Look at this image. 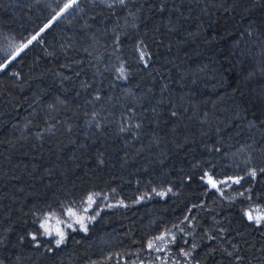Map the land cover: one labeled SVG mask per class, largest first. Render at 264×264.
<instances>
[{
	"label": "trees",
	"instance_id": "1",
	"mask_svg": "<svg viewBox=\"0 0 264 264\" xmlns=\"http://www.w3.org/2000/svg\"><path fill=\"white\" fill-rule=\"evenodd\" d=\"M165 186L44 230L90 191ZM253 206L264 0H0V264H264Z\"/></svg>",
	"mask_w": 264,
	"mask_h": 264
},
{
	"label": "rangeland",
	"instance_id": "2",
	"mask_svg": "<svg viewBox=\"0 0 264 264\" xmlns=\"http://www.w3.org/2000/svg\"><path fill=\"white\" fill-rule=\"evenodd\" d=\"M206 180H208L210 185L216 187L219 192H221L230 200L235 198L236 194H228L223 190L229 185V179H219L213 181L209 178H206ZM171 192L172 188L165 186L164 188H158L145 192L143 191V193L138 194L132 199H126L111 191H90L88 194L84 195L82 199L68 204L67 207L63 208V210L55 214H48L44 219V230L47 234H52L55 241L61 240V233L63 234L64 238V236L68 233V230L76 231L80 229L85 231L90 222L96 219L103 209L133 205V203L144 202V200L153 198L154 196L163 197ZM245 194L246 193L243 192L240 195ZM89 197H91V200ZM245 211L248 217L249 215L253 217V220L257 217H262V211L259 210L258 207L253 206L246 208Z\"/></svg>",
	"mask_w": 264,
	"mask_h": 264
},
{
	"label": "snow or ice",
	"instance_id": "3",
	"mask_svg": "<svg viewBox=\"0 0 264 264\" xmlns=\"http://www.w3.org/2000/svg\"><path fill=\"white\" fill-rule=\"evenodd\" d=\"M119 2H120V3H123V0H119ZM69 6H70V5H65L66 8L69 7ZM46 27H47V26H46ZM33 39H35V37H33ZM29 43H31V41H29ZM252 175H255V173L253 172ZM236 182L238 183L239 181L237 180ZM89 199L91 200V197H89ZM248 218H249V220H252V219H253V217H252L251 215H249ZM255 222H256L257 224H260V223L264 222V218H262V217H257V218L255 219ZM62 238H63V234L61 233V240H57V241H56L57 245H59V244L62 242ZM149 247H151V245H149Z\"/></svg>",
	"mask_w": 264,
	"mask_h": 264
},
{
	"label": "water",
	"instance_id": "4",
	"mask_svg": "<svg viewBox=\"0 0 264 264\" xmlns=\"http://www.w3.org/2000/svg\"><path fill=\"white\" fill-rule=\"evenodd\" d=\"M253 173V171L251 172V174Z\"/></svg>",
	"mask_w": 264,
	"mask_h": 264
}]
</instances>
